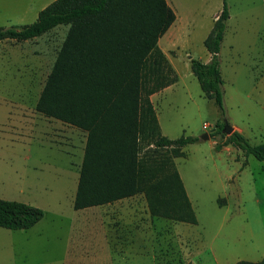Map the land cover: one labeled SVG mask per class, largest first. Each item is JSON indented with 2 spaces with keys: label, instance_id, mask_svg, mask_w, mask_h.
I'll use <instances>...</instances> for the list:
<instances>
[{
  "label": "rangeland",
  "instance_id": "374dc122",
  "mask_svg": "<svg viewBox=\"0 0 264 264\" xmlns=\"http://www.w3.org/2000/svg\"><path fill=\"white\" fill-rule=\"evenodd\" d=\"M52 1L0 0V27L31 23L39 10L17 12L28 3ZM166 1L175 19L157 45L176 81L161 89L153 105L163 135L198 138L174 158L196 223L151 216L142 193L96 214L73 208L86 133L35 110L68 29L58 25L25 41H0V198L44 212L30 228L0 227V264H235L264 258V160L232 144L216 149L215 142L223 141L217 134L201 138L226 120L249 143H264V0ZM223 3L222 118L203 96L189 60L209 61L203 40Z\"/></svg>",
  "mask_w": 264,
  "mask_h": 264
},
{
  "label": "trees",
  "instance_id": "16d2710c",
  "mask_svg": "<svg viewBox=\"0 0 264 264\" xmlns=\"http://www.w3.org/2000/svg\"><path fill=\"white\" fill-rule=\"evenodd\" d=\"M228 10L225 3L203 40L208 62L190 58L203 96L224 116L218 52ZM175 19L166 0H53L36 19L0 27V41H25L58 25L65 38L35 103V110L86 133L73 199L75 210L142 193L151 216L196 223L195 213L174 164L195 136L168 138L160 131L150 95L176 81L158 39ZM209 133L245 154L264 160V143L251 144L237 130ZM39 207L0 198V227L33 226ZM235 264H264L238 260Z\"/></svg>",
  "mask_w": 264,
  "mask_h": 264
},
{
  "label": "crops",
  "instance_id": "0c3cea01",
  "mask_svg": "<svg viewBox=\"0 0 264 264\" xmlns=\"http://www.w3.org/2000/svg\"><path fill=\"white\" fill-rule=\"evenodd\" d=\"M49 4V3H48ZM47 5V3L46 2H43L40 6H37V7H35L34 6V4H32V3H28L25 7H22L18 12H17V16H23L24 14H27V13H36V11L37 10H41L42 8H44L45 6ZM38 11V12H39ZM38 14V13H37ZM22 26V25H21ZM164 89H166V88H164ZM164 90H161V91H158V92H155V93H153V94H151L150 95V100H151V102H152V104H153V98L154 97H156L158 94H160V93H162ZM153 107H154V105H153ZM154 109H155V107H154ZM155 113H156V110H155ZM156 116H157V113H156ZM46 117V116H45ZM47 118H50V117H47ZM52 119H54V118H52ZM55 120H57V119H55ZM157 120H158V116H157ZM58 121H60V120H58ZM60 122H62V121H60ZM64 123V122H63ZM158 124H159V120H158ZM233 127V130H237V131H240L236 126H232ZM77 128V127H76ZM159 128H160V126H159ZM160 131H161V129H160ZM162 133V132H161ZM208 134V133H207ZM82 136V135H81ZM208 136H209V134H208ZM78 180V179H77ZM110 205H111V203H105V204H102V205H96V206H90V207H86V208H83V209H88L89 211H90V209H92L91 211H92V213H95L96 214V212H98V211H101L100 209H102V210H106L107 209V207L109 206L110 207ZM78 210H82V209H78ZM87 210V211H88ZM108 251H110V249H108Z\"/></svg>",
  "mask_w": 264,
  "mask_h": 264
},
{
  "label": "water",
  "instance_id": "95a60500",
  "mask_svg": "<svg viewBox=\"0 0 264 264\" xmlns=\"http://www.w3.org/2000/svg\"><path fill=\"white\" fill-rule=\"evenodd\" d=\"M233 131V127L231 125H229L226 120L223 121V127H222V132L225 134H230ZM202 139H207L209 138L207 133H204L201 136Z\"/></svg>",
  "mask_w": 264,
  "mask_h": 264
}]
</instances>
